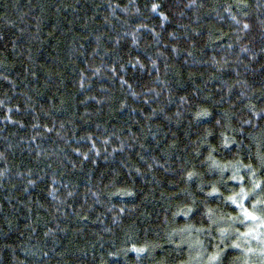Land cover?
<instances>
[{
  "label": "trees",
  "instance_id": "1",
  "mask_svg": "<svg viewBox=\"0 0 264 264\" xmlns=\"http://www.w3.org/2000/svg\"><path fill=\"white\" fill-rule=\"evenodd\" d=\"M0 264H264V0H0Z\"/></svg>",
  "mask_w": 264,
  "mask_h": 264
},
{
  "label": "snow or ice",
  "instance_id": "2",
  "mask_svg": "<svg viewBox=\"0 0 264 264\" xmlns=\"http://www.w3.org/2000/svg\"><path fill=\"white\" fill-rule=\"evenodd\" d=\"M198 115H208V113L205 111L203 113H199ZM190 176H191V174H190ZM212 194H214V193H210V195H212ZM230 199H231L232 203H235L236 202L235 198H230ZM240 207H241V209L244 208V206L242 204L240 205ZM244 215L247 216V217H249L250 219H253V220L257 219L256 216L252 215L251 213L247 212L246 210L244 211ZM245 235H248V234L246 233ZM232 247L239 248L240 245L239 244H234V245H232ZM137 251H141L142 252V251H145V249H137ZM219 258H220V253H218L217 255H214L212 257V260L213 261H216Z\"/></svg>",
  "mask_w": 264,
  "mask_h": 264
}]
</instances>
